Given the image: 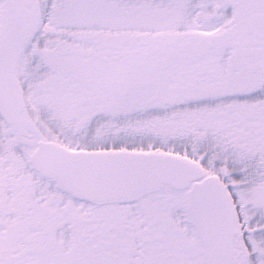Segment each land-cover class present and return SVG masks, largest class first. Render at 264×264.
<instances>
[{"label": "snow or ice", "instance_id": "1", "mask_svg": "<svg viewBox=\"0 0 264 264\" xmlns=\"http://www.w3.org/2000/svg\"><path fill=\"white\" fill-rule=\"evenodd\" d=\"M0 264H264V0H0Z\"/></svg>", "mask_w": 264, "mask_h": 264}]
</instances>
